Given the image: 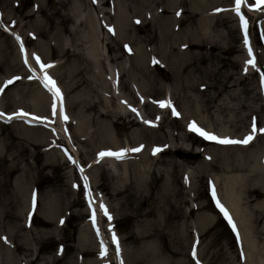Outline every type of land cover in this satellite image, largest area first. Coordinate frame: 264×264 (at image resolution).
Segmentation results:
<instances>
[{
    "label": "rangeland",
    "instance_id": "1",
    "mask_svg": "<svg viewBox=\"0 0 264 264\" xmlns=\"http://www.w3.org/2000/svg\"><path fill=\"white\" fill-rule=\"evenodd\" d=\"M234 8L0 0V111L39 118L0 120V264H264V2L244 0L246 29ZM193 122L218 139H252L221 144ZM224 191L240 212L235 230L215 206L229 210Z\"/></svg>",
    "mask_w": 264,
    "mask_h": 264
},
{
    "label": "snow or ice",
    "instance_id": "2",
    "mask_svg": "<svg viewBox=\"0 0 264 264\" xmlns=\"http://www.w3.org/2000/svg\"><path fill=\"white\" fill-rule=\"evenodd\" d=\"M243 2H244V0H235V8H234V10H235L236 14L238 16H240L241 23H242V25L246 29V21H245L244 16L241 13V5H242ZM262 2H264V0H257V5H259ZM217 11H220V10L218 9ZM177 15H179V13H177ZM109 31H111V29H109ZM16 38H17V40L20 39L19 36H17ZM244 43H245V45L248 44V39H247L246 31H245ZM21 51L22 52L24 51L23 44H21ZM251 54H252L251 53V49L249 48V55L251 56ZM35 58L37 60V63H40V58L39 57H35ZM153 62L155 63L156 61H153ZM25 63H27V59H25ZM247 63L254 65V61L253 60H249V61H247ZM49 67H52V65L41 63V70L42 71L45 70V69H47V68H49ZM14 79H19V77H15ZM43 82H44V86L49 91L52 92L54 98H61V93H60L59 89L56 87L55 82L49 76H47L46 74L43 76ZM262 82H264V77H262ZM11 83H13L12 80L7 81V84H11ZM0 91H3V89H0ZM160 106L161 107H164L165 106V102H160ZM55 109H56V104H55V102H53V104H52L53 114H55ZM132 110L133 111H136L135 109H132ZM0 115H4V114L3 113H0ZM15 115H17V116H28L29 114L28 113H25V112H23L21 110V111L15 113ZM61 115L63 116V109L62 108H61ZM173 115H178V113H176L174 109H173ZM11 118H12L11 116L8 117V119H11ZM64 118L67 119L66 116ZM145 122L146 123H150L148 121H145ZM189 128L193 132H196L199 135L203 136L205 139H208V140H216L218 143H221V144H232V143H244V144H247L252 139V136L251 135L247 136L245 139L240 140V141L231 140V139H228V138L218 139L214 134L208 133V132L204 131L203 129L197 127L194 122L189 124ZM255 131H256V127H255V124H253V132H255ZM259 131L261 133H264V128L259 129ZM126 151L127 150H125V149H121L120 151H115V152L114 151H106V152L99 153V155L101 157H104V156H113V157H115L117 159H120V158H122L124 156V154H125ZM131 151L138 152V151H140V148H133V149H131ZM156 151H159V149H154V153ZM81 171H83V169H81ZM84 180H85V194L88 195L89 196V199H90V194L87 191V187H88V185H87V177H85ZM213 198H215V193L214 192H213ZM217 207H219L220 210H221V212L224 213V216H225V218L228 219L229 224H232V220L229 217L228 212L223 208L222 205L219 204V201H217ZM100 210L103 212V214L105 216H108V219L109 220L111 219V217L108 215V212H107L106 207L102 203L100 205ZM95 215H96L95 214V210H93L91 219L93 221V226L94 227H96V224H95ZM61 222H63V221H61ZM233 229L235 230V225H233ZM97 235H99V229H97ZM112 239H113V243H117L115 234H113ZM118 251H119V248L117 246V252ZM105 254H106V249H105V246L103 245V242H101V252H100V255L101 256H104ZM193 256L195 257V253H193ZM197 264H199V261H197Z\"/></svg>",
    "mask_w": 264,
    "mask_h": 264
},
{
    "label": "bare ground",
    "instance_id": "3",
    "mask_svg": "<svg viewBox=\"0 0 264 264\" xmlns=\"http://www.w3.org/2000/svg\"><path fill=\"white\" fill-rule=\"evenodd\" d=\"M134 23L132 22V21H129V20H127L126 21V26H127V31L128 32H130L131 31V27H134ZM91 26H93V24H91ZM123 27H119V28H117V30H119V32L120 33H116V36H118V35H121V34H123V29H122ZM110 59H108L107 57H105V59L102 61V62H104V63H106V62H108ZM0 113H2L1 111H0ZM17 113V112H16ZM26 113V112H25ZM58 113H59V116H58V121L60 122V124H62L61 122H62V115H61V107H58ZM4 114V113H3ZM9 116H11L12 118H25V119H27L28 121H30V122H36V121H38L39 120V118H37V117H35V116H33V115H28V116H17V115H15V113H12V114H4V115H0V117L1 118H3V119H8V117ZM35 117V118H34ZM130 121H133V120H130ZM43 123L44 124H46L47 126H49V127H51V128H54V131L55 132H58L59 133V136L62 138V132H63V129L60 127V126H56V125H53V124H50L49 122H47V120H43ZM64 138H66V137H64ZM65 141H67V139H65ZM66 144L72 149V145L69 143V142H66ZM73 161L75 162V158L73 159ZM78 168H79V170H80V175H81V178H82V183H83V185H84V187H85V180H84V178L86 177L85 176V174H84V172L83 171H81V167H79L78 166ZM87 185H88V187H87V191H88V193H89V182H88V180H87ZM232 187H233V185L231 186V188H230V190H232ZM229 190V191H230ZM227 193H226V191H224V193H222V198H223V200L226 202V204H227V206H228V208H229V210H227L226 208H224L227 212H228V214H229V217L231 218V220H232V222H234L233 221V219L235 218V217H237V215L238 214H240V212L239 211H237V209H236V207L232 204V202H231V200L227 197V195H226ZM229 199V200H228ZM216 205H217V203H216ZM93 208V207H92ZM219 208V207H218ZM220 209V208H219ZM231 212V213H230ZM223 213V212H222ZM223 215H224V213H223ZM111 250L113 251V249L111 248ZM107 252V251H106ZM109 254H112L111 253V251L109 252ZM253 256V250L252 251H250L249 253H248V258H251Z\"/></svg>",
    "mask_w": 264,
    "mask_h": 264
}]
</instances>
